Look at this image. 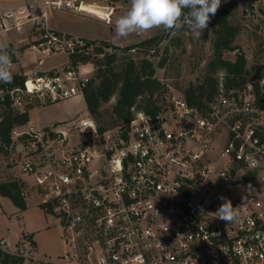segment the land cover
<instances>
[{
  "label": "built area",
  "instance_id": "1",
  "mask_svg": "<svg viewBox=\"0 0 264 264\" xmlns=\"http://www.w3.org/2000/svg\"><path fill=\"white\" fill-rule=\"evenodd\" d=\"M86 7L43 0L38 14L0 16V32L25 25L36 32L30 52L67 59L56 70L22 73L13 61L20 84L0 83V120L7 105L24 112L82 98L94 63L111 50L56 34L46 21L61 11L111 26L115 8ZM225 78L217 75L204 109L164 94L155 113L113 127L101 129L87 115L66 130L14 128L8 147L22 197L59 223L64 246L62 255L34 263L264 264V69L230 87ZM221 196L239 206L229 224L215 213Z\"/></svg>",
  "mask_w": 264,
  "mask_h": 264
},
{
  "label": "rangeland",
  "instance_id": "2",
  "mask_svg": "<svg viewBox=\"0 0 264 264\" xmlns=\"http://www.w3.org/2000/svg\"><path fill=\"white\" fill-rule=\"evenodd\" d=\"M75 1L83 2L84 5L95 8L99 11L98 14H100L101 10L111 7L115 8V13L112 17L111 26H105L91 16L51 11L49 14L51 15L50 20L58 23L73 36L110 40L114 44L119 43V46L116 47L122 49L148 38L161 35L164 32L163 28H157L143 34H132L127 38L116 39L115 20L128 10L130 0H124V2H110L109 0ZM219 10L227 13V22L238 30L232 47L239 49V53L245 57L247 61L246 67L251 72V76L258 75L259 70L262 71L264 69V55L259 54V50L264 49V0H222ZM28 11L30 13L33 11H37V14L39 13L37 7L28 9ZM0 16L2 15L0 14ZM12 25L13 23L10 20L9 27ZM28 27V25H25L18 32L15 30L0 32V40L7 41L13 38L16 42L18 35L28 29ZM215 31L216 28L212 23H210L209 28L205 30L200 39L193 38L192 34L186 29L171 31L169 38L160 45L158 54L152 59L154 66H156L155 77L163 85L165 94L182 95V92L190 83L197 84L201 81L206 66L212 59V42L215 37ZM33 32L36 33L35 31ZM112 42L107 43L113 45ZM28 43L31 44V36H29L28 42L25 41L23 44L16 45V49L25 48L20 57H18L17 62L22 60L30 62L29 58H32V56L29 57L27 55L24 59V53L30 46L27 45ZM260 44L261 46H259ZM130 57L138 61L144 57V54H130ZM223 58L227 61L236 59L231 51L224 52ZM63 59L64 55L57 54L53 56L50 64H60ZM162 59H165V64L163 67H159L158 64ZM21 72H23L22 69ZM114 103L115 99L113 98L103 107L104 115L101 118V122L104 124L108 123L110 125L114 123V120L110 119L109 115V110ZM87 115L85 104L81 98L45 106L39 108L33 114L34 117L48 126L56 124L55 128L58 130H66V128L76 124ZM9 180L19 182L22 180L19 173L18 158L16 159L14 150L10 153L9 147L0 146V183ZM27 204L28 211L24 214H12L9 213L6 207L0 208V240H7L11 244V247L7 248L1 241L0 249L7 253L22 255L25 259L24 264H35L32 260L34 257L46 259L62 255L63 244L59 223L52 216L42 212L38 201L35 203L34 201H29ZM3 212L6 213L3 214ZM20 231L33 234V239L37 244L35 256L30 249L26 248L27 245L25 247L12 246Z\"/></svg>",
  "mask_w": 264,
  "mask_h": 264
},
{
  "label": "trees",
  "instance_id": "3",
  "mask_svg": "<svg viewBox=\"0 0 264 264\" xmlns=\"http://www.w3.org/2000/svg\"><path fill=\"white\" fill-rule=\"evenodd\" d=\"M111 2H124V0H109ZM216 28L212 42V59L208 62L201 81L197 84L190 83L182 92L185 101L198 109L206 108L207 103L217 91V75L224 73L226 86L235 85L247 81L251 72L247 70V61L243 55L236 57L234 61L223 58L224 52L234 50L232 43L238 33L237 28L227 22V13L219 10L211 20ZM164 30V29H163ZM171 31H165L158 36L140 41L137 44L125 48L113 46L107 42L84 41L85 43H99L111 54H105L103 58L94 63V73L83 93V102L88 115L102 129L113 127L119 123H128L136 113H155L159 99L165 94L164 87L155 77L156 66L152 59L158 54L160 45L169 38ZM261 46V44L259 45ZM25 48L15 49L9 45V51L14 53L12 59L16 61ZM144 54V57L135 61L130 54ZM127 56H123V55ZM264 55V49L259 50ZM122 55V56H120ZM165 59L158 64L163 67ZM12 85L20 84L16 80ZM115 103L109 110L112 124L101 122L103 107L111 99ZM28 108L24 112L11 109L8 105L2 112L0 120V146L8 147L11 144V131L17 127H23L29 122ZM0 196L7 198L19 211L26 210V202L22 197V185L18 181L9 180L0 183ZM43 211V207L40 208ZM44 212V211H43ZM28 243L30 249L35 248V243L30 236L22 235L21 242L16 247ZM22 255L11 254L0 249V264H24Z\"/></svg>",
  "mask_w": 264,
  "mask_h": 264
},
{
  "label": "clouds",
  "instance_id": "4",
  "mask_svg": "<svg viewBox=\"0 0 264 264\" xmlns=\"http://www.w3.org/2000/svg\"><path fill=\"white\" fill-rule=\"evenodd\" d=\"M221 3L222 0H130L128 10L115 20V38L163 28L165 31L186 29L193 38L200 39ZM13 55L8 42L0 40V83H11L13 80ZM220 199L223 202L215 212L218 219L228 224L235 221L239 206L233 207L231 200L223 196Z\"/></svg>",
  "mask_w": 264,
  "mask_h": 264
},
{
  "label": "crops",
  "instance_id": "5",
  "mask_svg": "<svg viewBox=\"0 0 264 264\" xmlns=\"http://www.w3.org/2000/svg\"><path fill=\"white\" fill-rule=\"evenodd\" d=\"M42 1L43 0H21V1L20 0H0V14L3 15V14L8 13V14H12L13 17H20L21 15L27 14L29 12L28 9H31V8H34V7H37L38 9L41 8L42 7ZM61 13H63V12H61ZM48 16H49V18L47 17L46 27H47L48 30H50V31H52V32H54L56 34L63 35V36L68 37V38L85 40V41L109 42V43L112 42L110 40L108 41V40H102V39H89V38L73 36L66 29H63L62 26H60L58 23L52 22L50 20L51 15H48ZM16 32H18V31H16ZM29 36H31V43H33L35 38H36V36H37V34L34 33L33 30H31L28 27V29L24 30L22 33H20L18 35V40L16 42H15V39H13V38L12 39H8L7 40L8 45H11L13 48H15L17 44H21V43L23 44L25 41L28 42L29 41ZM112 44L114 46H119V43H117V44L115 43L114 44V42H112ZM27 45H30V43H28ZM27 55H29V57L32 56V58H29L30 62H28L26 60H22V61L17 62L16 72L22 73L21 69H22L23 72H25V70L26 71L47 72V71H52V70L59 69L61 67H64L67 64L66 57H64L63 62H61L60 64H57V65H53L52 64L51 65L50 61H52L53 56H56V55H49V56L48 55H38L36 53L30 52L29 50H27L24 53V59L27 57ZM43 56H46V57H43ZM81 99L83 101V98H81ZM39 108H42V107L33 108V109H31L28 112L29 122L23 127H27V126L32 125L35 128H37V129H50V128L56 129L55 128L56 124L48 126L47 124H45L44 122L39 121L38 118L33 116L34 112L39 110ZM20 177L22 179L21 175H20ZM29 201H34V203L37 202V201H35L33 199H31ZM29 201L26 202V210L23 211V212H19L7 198H3V197L0 196V208L2 209L3 207H6L8 209V211H9V213H12V214H16V213L24 214L25 212L28 211V204L27 203ZM4 213H6V212H3V214ZM22 235L30 236L32 241L35 243V248L32 249V250L30 249V246H29L28 243L23 244V247H25L27 245L26 248L30 249V251L35 256L36 255L35 253L37 252V244H36V242L33 239V234L31 235L30 232L26 233V232L20 231L18 233V235L16 236V239L13 242L12 246L15 247L18 242H21ZM1 241H3L2 244L4 246H6L7 248L11 247V244L7 240L1 239L0 242ZM63 252H64V246H63ZM34 258L38 259L39 257H34Z\"/></svg>",
  "mask_w": 264,
  "mask_h": 264
},
{
  "label": "bare ground",
  "instance_id": "6",
  "mask_svg": "<svg viewBox=\"0 0 264 264\" xmlns=\"http://www.w3.org/2000/svg\"><path fill=\"white\" fill-rule=\"evenodd\" d=\"M87 8H89V9H87ZM86 9L87 10H90V11H94L95 13H98L99 11L98 10H96L95 8H91V7H86ZM101 14V13H100Z\"/></svg>",
  "mask_w": 264,
  "mask_h": 264
}]
</instances>
